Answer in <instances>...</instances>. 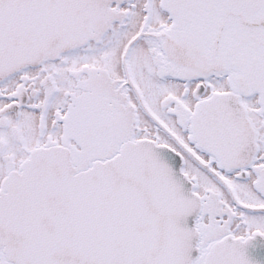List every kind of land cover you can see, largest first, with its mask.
Returning a JSON list of instances; mask_svg holds the SVG:
<instances>
[{
	"label": "snow or ice",
	"instance_id": "6c2138e0",
	"mask_svg": "<svg viewBox=\"0 0 264 264\" xmlns=\"http://www.w3.org/2000/svg\"><path fill=\"white\" fill-rule=\"evenodd\" d=\"M264 0H0V264H264Z\"/></svg>",
	"mask_w": 264,
	"mask_h": 264
},
{
	"label": "water",
	"instance_id": "95a60500",
	"mask_svg": "<svg viewBox=\"0 0 264 264\" xmlns=\"http://www.w3.org/2000/svg\"><path fill=\"white\" fill-rule=\"evenodd\" d=\"M262 259H264V257H262Z\"/></svg>",
	"mask_w": 264,
	"mask_h": 264
}]
</instances>
